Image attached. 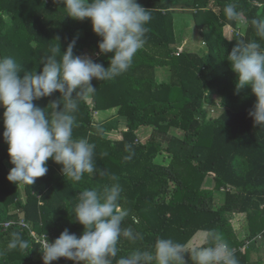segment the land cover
Wrapping results in <instances>:
<instances>
[{
  "label": "trees",
  "instance_id": "1",
  "mask_svg": "<svg viewBox=\"0 0 264 264\" xmlns=\"http://www.w3.org/2000/svg\"><path fill=\"white\" fill-rule=\"evenodd\" d=\"M137 3L152 17L144 48L115 79L93 78L95 93L79 100L74 114L78 126L73 138H87L95 144L94 160L105 175L85 173L80 182H74L50 158L47 173L34 184L9 181L7 174L14 165L3 138L4 108L0 106V264H4L2 258L7 264H42L43 246L32 231L45 234L49 242L65 229L81 235L84 226L72 214L79 193L112 183L113 174L123 188L120 210L130 213L124 226L131 224L144 237L136 243L122 239L117 260L138 247L152 249L159 237L172 238L189 250L205 246L209 230L230 247L244 245L230 216L245 213L246 236L255 239L261 234L262 238L234 255L238 264H264V126H256L248 114L256 101L250 86L235 92L237 76L226 56L236 41L226 37L231 38L239 28L224 14L225 6L232 3L244 19L264 18V0L258 4L255 0H187L183 7L194 10L192 18L206 44L203 52L176 47V18L183 15L178 0ZM63 6L61 0H0V58H14L21 77L26 72L39 73L52 47L59 43L63 52L73 38L74 55L88 54L105 68L109 66L112 53L94 55L102 37L93 32L90 18L73 19L65 15ZM244 34L256 38L250 27ZM161 66L171 68L168 83L156 80V69ZM214 94L221 96L224 107L217 118L209 117L205 108ZM60 97L56 91L34 104L47 109ZM113 107H119L118 114L127 119L118 140L108 136L118 124L94 118L95 111ZM142 127L152 128L145 142L138 136ZM128 144L135 154L125 161ZM162 151L171 154L168 164L155 162ZM218 191L222 194L219 204ZM133 215L138 225L132 223ZM22 220L28 226L21 225ZM10 221L6 228L4 224ZM13 232L29 242L27 250L6 249ZM256 241L261 243L256 246ZM185 260L194 264L190 252L185 253ZM67 263L74 264L62 258L51 262Z\"/></svg>",
  "mask_w": 264,
  "mask_h": 264
},
{
  "label": "clouds",
  "instance_id": "2",
  "mask_svg": "<svg viewBox=\"0 0 264 264\" xmlns=\"http://www.w3.org/2000/svg\"><path fill=\"white\" fill-rule=\"evenodd\" d=\"M61 2L65 15L76 20L90 18L93 32L102 37L98 41L99 52L94 55H113L107 68L88 54L74 55L76 38H73L63 52L59 43L52 47L51 54L41 61L43 67L39 73L26 72L23 77L14 58H0L3 138L8 145L10 163L14 165L7 179L16 184H34L36 178L47 173L50 158L62 165L63 176L74 182H80L85 173L106 174L98 169L94 160L95 144L87 138H73V130L78 126L74 114L79 100L95 93L96 88L91 84L93 78L107 81L120 76L132 66L135 55L146 44L147 25L152 17L137 0ZM224 14L239 29L246 32L250 27L255 34L256 38L249 39L237 30L231 38L226 37L236 41L226 59L237 76L236 94L250 86L256 101L248 114L256 126H264V18L244 19L232 3L225 6ZM56 91L61 97L51 101L47 109L34 104L35 100ZM125 150L129 154L124 160L129 161L135 154L132 145H125ZM110 179L112 183L100 189L85 188L79 193L72 214L84 230L77 236L65 229L54 241H47L42 250L44 264L61 257L74 264H113L114 260L116 264H186V252H190L194 264H238L227 243L211 230L205 246L189 250L172 238L159 237L152 249L138 247L117 260L122 239L136 243L144 237L131 224L124 226L130 213L120 210L123 188L119 177L113 174ZM130 218L133 224L140 223L136 216ZM29 246L21 233L13 232L6 249L27 250Z\"/></svg>",
  "mask_w": 264,
  "mask_h": 264
},
{
  "label": "rangeland",
  "instance_id": "3",
  "mask_svg": "<svg viewBox=\"0 0 264 264\" xmlns=\"http://www.w3.org/2000/svg\"><path fill=\"white\" fill-rule=\"evenodd\" d=\"M187 0H178L177 3V8L179 10V12H182V14H180L176 19V35H177V44L176 46L178 47H182L185 46L187 49L189 50H195V51H199V52H203L204 49H206V44L204 43V38L201 34V30H199L196 26H195V21L192 18L191 13L194 11L191 8H184L183 6H185V2ZM255 3L258 4V0H255ZM184 11V12H183ZM241 32H245L243 29H238ZM205 108L209 114V117L211 118H217L222 110L224 109L222 103H221V96L214 94L213 98H212V102L211 103H207L205 105ZM174 134H179L180 135V131L178 130H174L172 131ZM111 138H116L117 139V135H112V134H108ZM138 136L140 138V140H142V142H145L147 139L143 138V135H140V130H138ZM171 160V154H169L166 151H162L161 153H159L155 159L156 163L159 164H168ZM209 183H212L211 178H208ZM21 189H22V185H21ZM217 194V203H221V199H222V194L221 192H216ZM15 211V208L14 210ZM231 215L230 216V220L232 221H237V220H241L244 221L245 218L242 217H237L238 215ZM240 233V236L242 238V236L244 235V230ZM243 240V239H241ZM257 244L261 243L260 241H256ZM261 251L264 254V247L261 249ZM1 261H3L4 264H7V260L6 258H2ZM68 264V263H67Z\"/></svg>",
  "mask_w": 264,
  "mask_h": 264
},
{
  "label": "crops",
  "instance_id": "4",
  "mask_svg": "<svg viewBox=\"0 0 264 264\" xmlns=\"http://www.w3.org/2000/svg\"><path fill=\"white\" fill-rule=\"evenodd\" d=\"M176 47H178V46H176ZM182 47L186 48L185 46H182ZM179 48H181V47H179ZM170 79H171V68H170V66L157 67V69H156V80L159 83H161V82H167L168 83V82H170ZM118 109H119V107L97 110V111H95V114H94V118L98 122L104 123V122L110 121V122H113L115 124H118V129H113L112 131L108 132V134L117 135V140L120 139L119 130L126 128V121H127L126 117L120 116L118 114ZM223 110H222V112H223ZM151 132H152L151 127H142L140 129V135H143L144 139H147L151 135ZM109 138H111V137L109 136ZM112 139H116V138H112ZM235 214L238 215L237 217H242V218L246 217L245 213H235ZM245 221H246L245 219H244V221L237 220L235 222L231 220L232 226H233L235 232L237 233L239 239H243L247 235L246 234L247 230H245L246 229V227H245L246 222ZM243 230H244V235L241 238L240 233H238V232H241ZM79 264H81V263L79 262Z\"/></svg>",
  "mask_w": 264,
  "mask_h": 264
},
{
  "label": "built area",
  "instance_id": "5",
  "mask_svg": "<svg viewBox=\"0 0 264 264\" xmlns=\"http://www.w3.org/2000/svg\"><path fill=\"white\" fill-rule=\"evenodd\" d=\"M230 188V187H229ZM222 190H225V188H222ZM20 224L21 225H23V226H28L27 224H26V222L24 221V220H22L21 222H20ZM11 225V221L10 222H6L5 224H4V226L7 228V227H9ZM32 235H33V237H35V240L37 241V242H41L42 243V246L44 247V245H45V243L48 241L47 240V238H46V235L45 234H36L35 232H33L32 231ZM258 239H261L262 238V235L260 234V235H258V237H257ZM257 238H255V239H249L247 236H245L243 239H244V245H241V246H237V247H230L228 244V246H229V248L233 251V253L234 252H236L237 250H241V251H244V249L245 248H247L251 243H252V241L253 240H256ZM42 256H43V253L41 254V256H40V259H41V262H42V264H44V262H43V259H42ZM62 258V260L63 261H65V262H67L68 261V259H66V258H64V257H61ZM81 264H83V262H80Z\"/></svg>",
  "mask_w": 264,
  "mask_h": 264
}]
</instances>
